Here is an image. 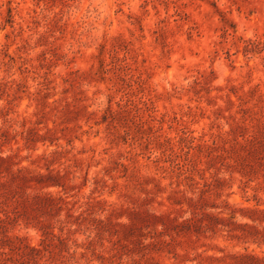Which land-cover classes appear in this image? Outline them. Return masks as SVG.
I'll use <instances>...</instances> for the list:
<instances>
[{"label": "rangeland", "instance_id": "rangeland-1", "mask_svg": "<svg viewBox=\"0 0 264 264\" xmlns=\"http://www.w3.org/2000/svg\"><path fill=\"white\" fill-rule=\"evenodd\" d=\"M0 157V264H264V0H0Z\"/></svg>", "mask_w": 264, "mask_h": 264}, {"label": "trees", "instance_id": "trees-1", "mask_svg": "<svg viewBox=\"0 0 264 264\" xmlns=\"http://www.w3.org/2000/svg\"><path fill=\"white\" fill-rule=\"evenodd\" d=\"M12 158L11 157H0V189H4L7 185V177L8 175H11L12 180L15 179H20V180H27L28 178L25 176H22L24 170L19 169L17 170V172L12 173L11 169H12ZM12 173V174H11ZM35 181L37 182V184L39 186H49V184L47 183V179L45 176H40L39 178H34ZM33 180V178H32ZM47 184V185H46ZM51 186H55V185H51ZM207 187H211V184L207 185ZM1 197V195H0ZM8 199L14 200L15 202V206L12 209H1L0 211V248L2 250L5 249V246L11 247V251L12 253L16 252L20 258H25L27 256H31V257H38L41 255L42 252H44L46 250V248H51V247H55L57 244H55V241H57L59 243L60 246L67 248V242L69 241L68 238H65L63 235H56L53 233V231H46L45 233V239L42 240V247L44 248V250L40 249V248H36V247H30L26 244H24V241L22 238L19 237H10L7 235V231H8V227L11 226L12 224L18 222L19 218L22 216V209L21 207L24 205H37V203L39 201H42L43 199H47L48 201L54 203L55 205H57V201L58 199L53 198L52 196H33V197H29L28 198H23L22 196H20L19 194H14L11 197H8ZM61 200V199H59ZM191 202H193V200H191ZM193 208L194 210H200L201 208H198V204L196 202ZM252 213H258V211H260V213H264V211L261 210H251ZM4 214L3 216L1 214ZM195 214V213H194ZM203 217H206L208 215H202ZM213 218H215V220L219 221L220 218H216L214 216H212ZM192 220H188L186 222V225H189ZM101 224H103V222H99ZM207 227L206 225H203V222H201L200 228H204ZM61 232H64V229L61 230ZM90 244L92 243L91 241L89 242ZM1 250V256H9V253H6L4 251ZM67 253H68V257L63 255V258L66 260H70L72 259V253H70V250L67 248ZM242 258H248V259H252L255 261H259L257 258H255L254 256H242ZM63 264L65 263V261H62Z\"/></svg>", "mask_w": 264, "mask_h": 264}]
</instances>
